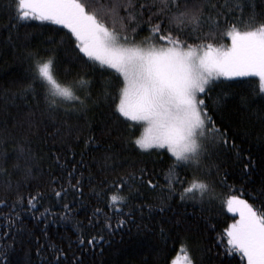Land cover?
<instances>
[{"label":"snow or ice","instance_id":"1","mask_svg":"<svg viewBox=\"0 0 264 264\" xmlns=\"http://www.w3.org/2000/svg\"><path fill=\"white\" fill-rule=\"evenodd\" d=\"M31 20L62 26L68 40L32 43V33L19 31ZM62 51L75 55L64 60ZM8 52L26 68L14 88L0 87V264H12L9 253L30 242L22 217L46 198L61 210L50 204L41 217L70 224L71 235L66 248L48 246L44 264L102 257L130 226L137 233L158 226L165 244L179 240L185 264H198V241L180 233L202 237L215 225L201 231L167 212L178 199L210 218L216 188L236 190L221 161L230 152L242 165L233 178L253 202L234 194L222 202L239 218L218 238L217 255L264 264V166L236 144L231 126H218L221 98L212 95L221 77H252L241 111L264 103V0H0V58ZM105 109L94 130L95 113ZM129 147L167 157L163 184L147 162H128Z\"/></svg>","mask_w":264,"mask_h":264},{"label":"trees","instance_id":"2","mask_svg":"<svg viewBox=\"0 0 264 264\" xmlns=\"http://www.w3.org/2000/svg\"><path fill=\"white\" fill-rule=\"evenodd\" d=\"M20 33L29 32L33 34L32 43H38L44 40L46 37H53L57 43L63 38L68 40L67 29H62V26L51 24L50 22L40 21H27L25 26L19 29ZM3 35H7L4 33ZM227 40H222L220 43H228ZM72 45L65 43L63 48H71ZM75 52H61V56L64 60L74 56ZM26 64L14 57L11 52L4 54L0 58V87L9 88L15 87L11 81H22L25 76ZM257 78L252 77H237L233 80H228L221 77L223 83H218L217 87L213 91V99L217 97L221 98L222 111L214 116L218 126L227 127L231 126L232 134L236 137V144L245 149V154L251 153L258 165L264 166V142H261V137L264 136V125L261 124L260 115H264V103L257 101L252 105V111H241V96L247 95L251 86H254ZM242 81L243 83H239ZM16 103H20L19 100ZM10 112L15 114L16 108H11ZM107 110L103 112L97 111L93 120V129L98 130L101 126V121L106 118ZM83 145L75 148L77 153L80 152ZM55 150V149H54ZM44 151H48L47 148ZM128 157V162L138 163L143 160L147 162L149 168H155L158 173H161V184L164 183L162 178V170L166 168L167 157H157L155 153L151 155L139 154L138 149L129 147L125 152ZM71 158L69 153V159ZM89 157L85 156L87 160ZM79 160V155L76 156ZM235 153L230 152L221 156L223 167L227 170L229 175L228 184L234 185L235 191L229 192L226 186L216 188V200L213 205V211L210 214V218L206 219L207 213L202 214L199 207H193L191 203L181 204L178 199L172 200L171 208L167 212V216L172 219L183 215L186 217L193 226H199L201 231L207 224L215 225L214 231L203 232V236L194 232H181L180 237L185 236L198 241L197 258L198 264H246L240 260L239 254L231 256L217 255V253L224 252V246L218 244V238L223 234V230L232 223L233 218L238 219V215L227 211L226 206L222 203L226 197L230 194L240 195L241 199H249L247 194L240 191L241 185L238 179L233 177L239 171L240 165L235 161ZM163 160V163H161ZM63 162V161H61ZM220 162V161H218ZM51 166V170L54 174H59V169L53 162H45L44 167L47 169ZM87 176V173L85 172ZM258 175L254 179L258 178ZM85 196H89V191L85 188ZM249 202L253 201L249 199ZM52 205V212H59L61 209L55 204L54 199L46 198L37 205L36 210L33 213H25L22 217L24 226L27 230L34 233V236L29 237V243H26L23 247L17 245L15 251L9 253V258L12 264H44L45 258L51 259V249L49 245H56L62 248H66L68 240L66 237L71 235V225L60 221L58 217L48 216V220L45 221L41 217V213L45 208ZM5 212L7 209L4 210ZM161 214L157 211L153 213V218L160 219ZM79 219L84 218V212L81 211L78 216ZM55 219V223L51 222ZM147 222V221H145ZM47 223V236H45L42 230ZM19 227V225H18ZM131 227V233L124 231L118 233L114 238L111 246H105L104 255L102 257L87 255L84 257L85 264H171L172 260L178 256L182 259V264H185L184 254L181 251V244L179 240L176 242L169 241L167 244L163 242L159 237V227H154L153 231L147 233H137L135 227ZM121 237L123 242L121 243ZM74 239V237H73ZM10 243V241H9ZM37 247L45 248V251L41 254H37ZM177 257V258H178Z\"/></svg>","mask_w":264,"mask_h":264},{"label":"rangeland","instance_id":"3","mask_svg":"<svg viewBox=\"0 0 264 264\" xmlns=\"http://www.w3.org/2000/svg\"><path fill=\"white\" fill-rule=\"evenodd\" d=\"M178 256H176L173 260H172V263L173 264V261H175V264H182V259L181 258H177Z\"/></svg>","mask_w":264,"mask_h":264}]
</instances>
